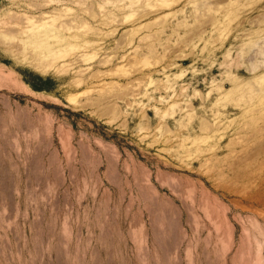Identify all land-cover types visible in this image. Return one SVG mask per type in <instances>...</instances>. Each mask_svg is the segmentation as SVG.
Masks as SVG:
<instances>
[{
    "label": "rangeland",
    "instance_id": "374dc122",
    "mask_svg": "<svg viewBox=\"0 0 264 264\" xmlns=\"http://www.w3.org/2000/svg\"><path fill=\"white\" fill-rule=\"evenodd\" d=\"M0 264H264V0H0Z\"/></svg>",
    "mask_w": 264,
    "mask_h": 264
}]
</instances>
